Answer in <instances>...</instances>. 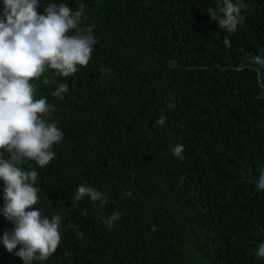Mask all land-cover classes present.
<instances>
[{"label":"trees","instance_id":"obj_1","mask_svg":"<svg viewBox=\"0 0 264 264\" xmlns=\"http://www.w3.org/2000/svg\"><path fill=\"white\" fill-rule=\"evenodd\" d=\"M49 3L84 4L98 42L74 77L46 68L30 81L36 99L47 97L43 118L63 133L46 167L20 165L39 173L33 207L61 216L56 253L33 264H264V189L242 179L264 164V98L254 69L226 68L264 48V0H244L235 33L208 16L223 0H39L37 12ZM60 83L68 93L51 96ZM81 184L106 202L74 205ZM5 186L0 179V264H24L19 245L3 244L14 228L3 230Z\"/></svg>","mask_w":264,"mask_h":264},{"label":"clouds","instance_id":"obj_2","mask_svg":"<svg viewBox=\"0 0 264 264\" xmlns=\"http://www.w3.org/2000/svg\"><path fill=\"white\" fill-rule=\"evenodd\" d=\"M38 4L39 0H3L0 16V149L9 154L5 159L0 152V179L6 185L3 215L14 225L4 233L3 244L9 252L19 245L15 255L24 264L48 260L61 241V216H42L33 207L39 199L34 186L38 171L20 166L35 161L38 168L46 167L55 158L52 146L63 138L56 124L43 118L51 111L47 97L36 99L30 81L39 80L46 68L65 78L74 77L77 65H88L98 42L95 26L83 24L87 20L84 4L73 11L67 4L49 3L44 14L37 12ZM245 7L244 0H223L222 7H210L207 13L221 29L235 33ZM224 44H231L227 36ZM68 91V84L60 83L50 95L62 97ZM165 121L166 117L160 116L156 123ZM183 149L184 145H177L173 154L182 159ZM125 195L131 196V192ZM85 196L93 203L106 202L103 193L81 184L72 203L78 204ZM121 216L119 211L113 212L104 222L111 228Z\"/></svg>","mask_w":264,"mask_h":264},{"label":"water","instance_id":"obj_3","mask_svg":"<svg viewBox=\"0 0 264 264\" xmlns=\"http://www.w3.org/2000/svg\"><path fill=\"white\" fill-rule=\"evenodd\" d=\"M226 68L236 70H240L243 68L254 69L257 72L258 85L262 88V91L259 93L258 97L264 98V48L261 49L259 54L255 55L253 53H249L242 59L239 64L233 63ZM260 125L264 129V120ZM242 179L255 182L258 189H264V164L261 166V171L259 174L253 173L252 170L244 171ZM256 253L258 256L264 258V231L262 239L258 242Z\"/></svg>","mask_w":264,"mask_h":264},{"label":"rangeland","instance_id":"obj_4","mask_svg":"<svg viewBox=\"0 0 264 264\" xmlns=\"http://www.w3.org/2000/svg\"><path fill=\"white\" fill-rule=\"evenodd\" d=\"M13 223L10 222L9 220H7V218L5 217V222H4V226H3V230H7Z\"/></svg>","mask_w":264,"mask_h":264},{"label":"flooded vegetation","instance_id":"obj_5","mask_svg":"<svg viewBox=\"0 0 264 264\" xmlns=\"http://www.w3.org/2000/svg\"><path fill=\"white\" fill-rule=\"evenodd\" d=\"M254 54V53H253ZM255 55H257V54H255Z\"/></svg>","mask_w":264,"mask_h":264}]
</instances>
